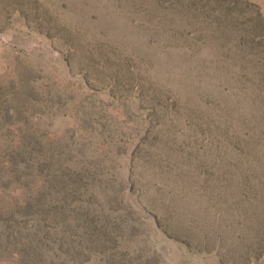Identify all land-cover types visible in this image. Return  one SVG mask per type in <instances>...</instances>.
Here are the masks:
<instances>
[{
	"label": "rangeland",
	"instance_id": "obj_1",
	"mask_svg": "<svg viewBox=\"0 0 264 264\" xmlns=\"http://www.w3.org/2000/svg\"><path fill=\"white\" fill-rule=\"evenodd\" d=\"M0 264H264V0H0Z\"/></svg>",
	"mask_w": 264,
	"mask_h": 264
}]
</instances>
